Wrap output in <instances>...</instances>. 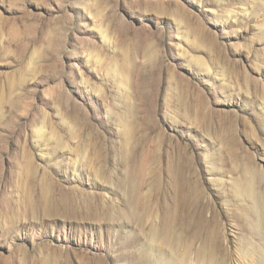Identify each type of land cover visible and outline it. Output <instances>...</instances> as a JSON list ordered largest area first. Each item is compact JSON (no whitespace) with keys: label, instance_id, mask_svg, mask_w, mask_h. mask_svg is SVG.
Returning a JSON list of instances; mask_svg holds the SVG:
<instances>
[{"label":"rangeland","instance_id":"obj_1","mask_svg":"<svg viewBox=\"0 0 264 264\" xmlns=\"http://www.w3.org/2000/svg\"><path fill=\"white\" fill-rule=\"evenodd\" d=\"M0 264H264V0H0Z\"/></svg>","mask_w":264,"mask_h":264}]
</instances>
